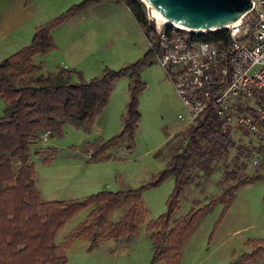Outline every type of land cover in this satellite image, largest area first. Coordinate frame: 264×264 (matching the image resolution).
<instances>
[{"label": "rangeland", "instance_id": "obj_1", "mask_svg": "<svg viewBox=\"0 0 264 264\" xmlns=\"http://www.w3.org/2000/svg\"><path fill=\"white\" fill-rule=\"evenodd\" d=\"M66 1L29 0L27 10L34 17L27 18L22 11L24 21L39 25L40 20H48L80 0H70L65 6ZM142 4L145 13L150 14L147 5ZM107 12L114 13L107 15ZM100 14L104 17L98 19ZM50 36L54 47L44 55L33 56L32 61L37 63L41 59L43 73L55 72L57 66L63 65L70 70L72 81H78L79 77L87 80L100 74L104 67L115 70L130 64L147 49L142 30L123 4L109 0L87 6L52 28ZM140 78L144 87L137 96L139 119L130 148L125 147L127 140L123 139L105 150L107 158L88 159L87 156V148L108 139L121 128L120 115L128 98L125 74L112 83L105 105L87 129L67 121L62 125L61 134L42 132L30 143L33 179L42 199L78 198L100 189L134 188L151 181L169 155L184 146L185 128L190 122L177 117L178 113L184 114L185 107L155 59L141 68ZM3 105L0 98V115ZM230 135L234 145L211 161V173L205 174L192 164V180L184 185L172 218L181 217L190 208L218 195L224 186L220 182L224 170L233 168L238 174L264 172L262 165L256 169L249 165L254 154L253 138L238 130H232ZM47 147L54 149V155L43 162L41 157ZM172 186L173 176L168 175L142 189L138 208L141 221L130 237H103L91 247L83 237L68 240L64 246L65 264H148L151 242L145 224L165 210ZM123 207L111 211L109 221L115 220ZM89 209L83 207L71 214L57 229L54 241L61 243ZM261 239H264V177L239 185L226 207L216 202L197 218L183 239L179 264H227L242 252L250 251L252 242ZM241 264H264V250Z\"/></svg>", "mask_w": 264, "mask_h": 264}, {"label": "trees", "instance_id": "obj_2", "mask_svg": "<svg viewBox=\"0 0 264 264\" xmlns=\"http://www.w3.org/2000/svg\"><path fill=\"white\" fill-rule=\"evenodd\" d=\"M29 0H24V5ZM100 0H80L58 15L33 28L28 44L0 61V264H65L64 246L72 238L83 237L89 247L100 238L118 239L133 235L140 220L139 205L144 187L157 184L165 176H173V186L166 198L163 212L146 221L151 242L148 264H179L183 239L193 228L197 218L216 202L226 207L236 188L246 182L264 177V172L238 174L236 169L224 170L220 193L200 206L190 208L178 218H172L178 199L187 182L192 180L190 169L194 164L205 174L212 172L211 161L233 147L234 140L227 128H217L219 118L210 106L196 115L185 128V144L172 152L166 164L151 181L134 188L100 189L78 198L42 199L35 185L34 166L29 158V145L42 132L61 134L65 122H73L87 129L93 117L105 105L112 83L125 74L128 77V98L120 115L121 128L106 140L87 148L88 159H104L105 152L126 139V148L133 142V131L139 119L137 96L144 87L140 71L154 59L151 50L134 62L118 69L104 67L100 74L78 81L70 79V70L57 67L55 72H40V63L32 57L51 50L50 30L66 19L77 15L87 6ZM122 3L142 30L145 39L156 46L152 21L145 16L139 0H109ZM200 39H226V31L199 33ZM86 150V149H85ZM54 149L47 147L41 157L49 161ZM233 179L226 183L227 180ZM124 206L115 220L108 215ZM90 207L82 219L61 243L54 235L63 222L78 209ZM264 250V239L253 241L251 250L242 252L227 264H241L255 258Z\"/></svg>", "mask_w": 264, "mask_h": 264}, {"label": "built area", "instance_id": "obj_3", "mask_svg": "<svg viewBox=\"0 0 264 264\" xmlns=\"http://www.w3.org/2000/svg\"><path fill=\"white\" fill-rule=\"evenodd\" d=\"M145 16L157 41L154 47L145 39L147 49L185 107L177 117L192 122L210 106L220 131L229 128L253 138L249 165L264 166V2L251 0L236 21L201 32L225 30L226 39H200L195 29L157 23L148 11Z\"/></svg>", "mask_w": 264, "mask_h": 264}, {"label": "water", "instance_id": "obj_4", "mask_svg": "<svg viewBox=\"0 0 264 264\" xmlns=\"http://www.w3.org/2000/svg\"><path fill=\"white\" fill-rule=\"evenodd\" d=\"M166 24L203 31L222 28L243 16L251 0H142ZM264 2V0H262ZM147 8V10H148Z\"/></svg>", "mask_w": 264, "mask_h": 264}, {"label": "crops", "instance_id": "obj_5", "mask_svg": "<svg viewBox=\"0 0 264 264\" xmlns=\"http://www.w3.org/2000/svg\"><path fill=\"white\" fill-rule=\"evenodd\" d=\"M70 2V0H67L65 6ZM27 5H24V0H0V61L18 50L20 47L28 44L33 28L38 25V22L36 23L35 21L28 24L24 21L22 11L26 12L27 18L34 17V13L27 10ZM125 9L129 13L126 7ZM113 13L107 12L106 14L109 15ZM100 16L102 18L104 17L103 14H100L99 16L97 15V18L101 19ZM46 20L47 19L40 20L39 24ZM39 62L41 63V59L37 61V63ZM57 67L64 68L63 65Z\"/></svg>", "mask_w": 264, "mask_h": 264}, {"label": "bare ground", "instance_id": "obj_6", "mask_svg": "<svg viewBox=\"0 0 264 264\" xmlns=\"http://www.w3.org/2000/svg\"><path fill=\"white\" fill-rule=\"evenodd\" d=\"M149 12H150V15L154 18V19H156L157 21H161V22H165V21H167V20H165V19H163V18H161V17H159L158 15H156L152 10H151V8H149ZM156 21V22H157ZM158 23V22H157Z\"/></svg>", "mask_w": 264, "mask_h": 264}]
</instances>
